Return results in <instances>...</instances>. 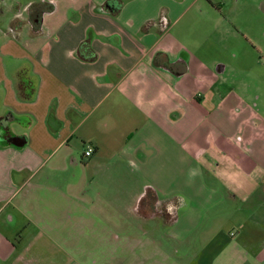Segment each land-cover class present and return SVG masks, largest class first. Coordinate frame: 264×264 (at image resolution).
Here are the masks:
<instances>
[{
  "label": "crops",
  "instance_id": "crops-1",
  "mask_svg": "<svg viewBox=\"0 0 264 264\" xmlns=\"http://www.w3.org/2000/svg\"><path fill=\"white\" fill-rule=\"evenodd\" d=\"M197 2L29 0L13 9L0 27V264H65L34 259L39 238L62 253L59 240L102 233L116 254L117 221H140L147 235L191 231L182 210L215 199L206 177L229 160L208 103L211 68L196 64V44L180 34ZM258 8L264 14V2ZM85 40L96 61L79 57ZM261 151L252 150L250 174ZM33 221L45 228L22 248L26 237L16 238ZM70 250L80 263L68 264H95L79 245Z\"/></svg>",
  "mask_w": 264,
  "mask_h": 264
},
{
  "label": "rangeland",
  "instance_id": "rangeland-1",
  "mask_svg": "<svg viewBox=\"0 0 264 264\" xmlns=\"http://www.w3.org/2000/svg\"><path fill=\"white\" fill-rule=\"evenodd\" d=\"M217 1L223 3L221 11L209 0H199L190 6L179 24L182 39L196 44V64L206 62L211 68L208 103L215 119L222 121V136L228 137L229 160L222 163L223 170L215 179L206 177L212 184L206 196L214 192L215 199H202L201 205L182 210L181 215L191 218L193 223L185 236L161 231L147 235L140 230V221H117V226L123 228L117 232L116 254L110 249L112 239L99 233L79 240H59L62 253L51 240L39 238L41 248L33 254L34 259L57 262L62 257L65 264L69 260L80 263L78 255L72 256L70 250V246L79 245L95 264H264V185H259L264 164L261 168L256 165L251 174L248 170L253 163L254 147L264 151V14L258 8L264 0L214 3ZM27 2L0 0V9L5 12L0 15V27L13 9H21ZM100 192L104 197V192ZM216 192L220 193V202L216 201ZM25 223L17 216L14 225L22 230ZM185 225L186 222L182 230ZM29 226L16 238L20 244L21 238L26 237L22 248L35 240L45 223L33 221Z\"/></svg>",
  "mask_w": 264,
  "mask_h": 264
},
{
  "label": "trees",
  "instance_id": "trees-1",
  "mask_svg": "<svg viewBox=\"0 0 264 264\" xmlns=\"http://www.w3.org/2000/svg\"><path fill=\"white\" fill-rule=\"evenodd\" d=\"M54 9L53 6L49 7V11ZM78 55L81 59L93 62L97 60V54L93 51L91 44L88 40H85L78 49Z\"/></svg>",
  "mask_w": 264,
  "mask_h": 264
},
{
  "label": "built area",
  "instance_id": "built-area-1",
  "mask_svg": "<svg viewBox=\"0 0 264 264\" xmlns=\"http://www.w3.org/2000/svg\"><path fill=\"white\" fill-rule=\"evenodd\" d=\"M94 152L95 150L93 149V147L88 146L84 155L86 158H90L93 156Z\"/></svg>",
  "mask_w": 264,
  "mask_h": 264
},
{
  "label": "water",
  "instance_id": "water-1",
  "mask_svg": "<svg viewBox=\"0 0 264 264\" xmlns=\"http://www.w3.org/2000/svg\"><path fill=\"white\" fill-rule=\"evenodd\" d=\"M16 146H21V144L17 143L16 141L13 142Z\"/></svg>",
  "mask_w": 264,
  "mask_h": 264
}]
</instances>
